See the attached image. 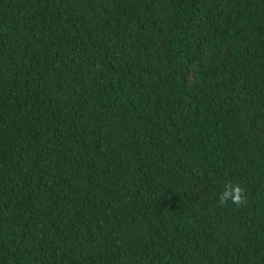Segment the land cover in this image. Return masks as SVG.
<instances>
[{"label": "trees", "instance_id": "trees-1", "mask_svg": "<svg viewBox=\"0 0 264 264\" xmlns=\"http://www.w3.org/2000/svg\"><path fill=\"white\" fill-rule=\"evenodd\" d=\"M0 264H264V0H0Z\"/></svg>", "mask_w": 264, "mask_h": 264}, {"label": "clouds", "instance_id": "clouds-1", "mask_svg": "<svg viewBox=\"0 0 264 264\" xmlns=\"http://www.w3.org/2000/svg\"><path fill=\"white\" fill-rule=\"evenodd\" d=\"M226 188L228 191L223 196H220V202L222 204L231 201L234 204L240 205L245 201V190L240 185L229 184L226 185Z\"/></svg>", "mask_w": 264, "mask_h": 264}]
</instances>
